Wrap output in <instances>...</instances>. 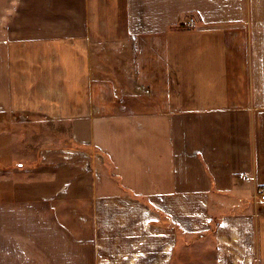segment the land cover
<instances>
[{
    "label": "crops",
    "instance_id": "obj_1",
    "mask_svg": "<svg viewBox=\"0 0 264 264\" xmlns=\"http://www.w3.org/2000/svg\"><path fill=\"white\" fill-rule=\"evenodd\" d=\"M10 14L0 114L57 123L67 145L0 181V264H178L184 237L130 193L208 239L190 264H264V0H16Z\"/></svg>",
    "mask_w": 264,
    "mask_h": 264
},
{
    "label": "rangeland",
    "instance_id": "obj_2",
    "mask_svg": "<svg viewBox=\"0 0 264 264\" xmlns=\"http://www.w3.org/2000/svg\"><path fill=\"white\" fill-rule=\"evenodd\" d=\"M15 1L0 0V29H4L3 26L6 25V21L11 15L10 12L15 7ZM63 133L64 129L57 127V123L43 121L27 123L20 121L18 118H13L8 113L0 114V181L5 176L10 177L8 181H11L14 175L10 174L13 173L14 168H18L21 164L24 168L39 165L41 163L39 156L42 149L53 146H66L67 143H63L66 140ZM1 191L0 197L7 193ZM232 209L233 207L217 208L214 216L219 220L225 211ZM182 237L184 238H182L180 247L183 250L179 249L177 256H175L177 263H197L199 252H206L209 248L208 239H203L200 242L202 245H200L199 242H193L192 239H185L184 235Z\"/></svg>",
    "mask_w": 264,
    "mask_h": 264
},
{
    "label": "trees",
    "instance_id": "obj_3",
    "mask_svg": "<svg viewBox=\"0 0 264 264\" xmlns=\"http://www.w3.org/2000/svg\"><path fill=\"white\" fill-rule=\"evenodd\" d=\"M130 195L132 197L136 198V199H139V200L143 201L144 203H146V205L150 206L152 210L158 212L161 215L160 219H162V221H164L165 225L168 228H170L171 230L173 229V231H176V233L178 234V236L185 235V231H183V229L180 226H178L175 223H173V221L171 220V218H169V216L166 215L164 212H162L161 210H159V209L154 208L153 206H151L150 203L148 202V200H146V199L143 200L142 197H138V196L134 195L133 193H130ZM212 225H213V227L211 228V232H215L216 231L215 229L219 225V221L213 220Z\"/></svg>",
    "mask_w": 264,
    "mask_h": 264
},
{
    "label": "built area",
    "instance_id": "obj_4",
    "mask_svg": "<svg viewBox=\"0 0 264 264\" xmlns=\"http://www.w3.org/2000/svg\"><path fill=\"white\" fill-rule=\"evenodd\" d=\"M19 119H23V117H19ZM257 198H259L260 200H264V189H262L261 191H258L257 193Z\"/></svg>",
    "mask_w": 264,
    "mask_h": 264
}]
</instances>
